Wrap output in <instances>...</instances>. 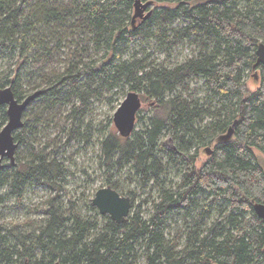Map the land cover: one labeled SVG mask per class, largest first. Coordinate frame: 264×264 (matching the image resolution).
<instances>
[{"label": "trees", "instance_id": "trees-1", "mask_svg": "<svg viewBox=\"0 0 264 264\" xmlns=\"http://www.w3.org/2000/svg\"><path fill=\"white\" fill-rule=\"evenodd\" d=\"M143 1L157 5L133 23L135 0H0V89L11 86L19 100L41 91L14 134L15 163L6 159L0 170V264H264V221L254 210L264 203L255 153L264 154V65L253 68L264 43V0ZM148 42L163 55L184 42L196 52L157 62L136 49ZM126 85L158 110L141 131L123 136L86 121L91 98ZM63 105L67 138L61 142V132L44 144ZM7 120L0 105V131ZM235 121L233 136L222 140ZM88 129L98 132L105 163L131 164L142 187L158 188L151 210H134L133 198L118 224L92 199L82 205L68 193L61 149L90 142ZM201 148L208 159L197 167ZM170 169L178 180L167 177ZM108 183L120 192L119 183ZM44 188L51 196L35 201ZM11 202L38 219L16 223ZM179 218L189 223L180 249L169 230Z\"/></svg>", "mask_w": 264, "mask_h": 264}, {"label": "rangeland", "instance_id": "rangeland-1", "mask_svg": "<svg viewBox=\"0 0 264 264\" xmlns=\"http://www.w3.org/2000/svg\"><path fill=\"white\" fill-rule=\"evenodd\" d=\"M156 5L157 4L155 3L150 7V9H154ZM174 47L175 49L172 56H168L167 54L163 55L160 50L156 48L154 42L145 43L136 49L139 51L141 50L144 55L152 53L151 59H155L157 62H163L165 58H168V62L171 63L183 60L185 57H188L196 52V49L192 48L187 42ZM201 82L202 81L200 79H194L191 84L192 88H199L202 84ZM248 86L250 90H254L258 86L255 82V78L252 76V73L248 79ZM130 90V86L126 85L124 90L120 89L115 95L107 93L105 95L106 99L102 98L101 100H98L91 98L89 104L90 110L85 118L86 121H92L94 124L101 123L102 126L105 127L106 132L119 133L113 120L114 112ZM140 95L142 105L137 114L134 130L136 132L141 131V129L144 128V125L148 122L149 118L158 112V110H155L154 108L155 105L153 104V99H147L144 93H140ZM67 108V105H63V107H61L62 110H57V114L53 118L52 126L44 131V135L47 134L50 137V139L44 138V144L49 142V140L53 139L56 135H59L61 132V137H64L61 142H65L67 135L63 133L62 126L66 127L71 123V119L66 117V114H69V112H67ZM69 108H71V105ZM82 129L84 130V128ZM85 131L88 132L87 134L92 132L90 142L87 139H84L81 142L78 141V139L77 141L71 140L70 143H67L61 149L60 156L64 159V162L68 165V168L71 171L68 176V193L75 197L74 200L77 201L79 199L80 204H82V202L86 199H92L99 188L109 185L108 182L111 180L120 184L119 190L123 193V195H128L132 199L134 198V210H151V202L158 195V188H151L152 183L147 187H142L140 183V175H137L136 172L131 169V164L120 167L117 165L113 166L112 163H105L101 155V149L99 148L97 142V139H99L98 132L95 129H92V131L89 129ZM170 138L171 136L169 134H165L163 137V141H167L168 147ZM255 153L264 167V154L257 149H255ZM207 159L208 155L206 151L203 148L199 149L196 166L201 167ZM167 177L170 180H178L179 173L176 169H170ZM51 193L52 192L50 190L44 188V190H38V195L32 196V198L35 201H39L40 196L44 195L45 202L51 196ZM53 194H55V192H53ZM62 194L63 193L61 192V198L64 196H62ZM28 195H31V193ZM83 197L84 200L82 199ZM67 198H69V196H67ZM10 207L11 208L8 209L9 214L16 223L23 222L28 218H31L32 220L38 219L37 214L26 216L25 209H22L21 207H13L12 202ZM81 208L85 207L82 206ZM88 213L91 215V212L88 211ZM145 214L147 215L148 212ZM212 220L213 219L210 221ZM188 226L189 223L186 220L179 218L176 223L173 221L171 227L169 228L170 237L171 235H174L175 242L181 241L182 235L185 233ZM180 245L181 242L178 244V249L181 248Z\"/></svg>", "mask_w": 264, "mask_h": 264}, {"label": "water", "instance_id": "water-1", "mask_svg": "<svg viewBox=\"0 0 264 264\" xmlns=\"http://www.w3.org/2000/svg\"><path fill=\"white\" fill-rule=\"evenodd\" d=\"M154 5L153 1L135 0V14L133 23L137 18L147 19L152 14L150 7ZM258 60L254 64V69L261 63L264 65V43L260 42L256 51ZM254 76L258 77V72H254ZM41 91L36 90L24 99L19 100L11 86L0 89V105L7 106L8 120L0 131V170L3 168L4 161L9 159L15 163L16 151L18 143L15 141L14 134L24 126V113L31 103L40 95ZM142 99L138 91L130 90L120 105L114 112V123L118 131L123 136L130 135L135 129L137 114L141 108ZM234 125L228 132L221 136L222 140L230 139L234 134ZM211 153V149H207ZM101 215H109L113 221L123 224L127 221L133 207L132 198L123 195L111 185L99 188L95 196L91 200ZM254 210L258 217L264 221V203L258 202L254 204ZM23 264H30L27 260ZM54 264H60L56 262Z\"/></svg>", "mask_w": 264, "mask_h": 264}, {"label": "flooded vegetation", "instance_id": "flooded-vegetation-1", "mask_svg": "<svg viewBox=\"0 0 264 264\" xmlns=\"http://www.w3.org/2000/svg\"><path fill=\"white\" fill-rule=\"evenodd\" d=\"M169 140H170L169 147L174 148L173 140H172L171 138H170ZM166 144H167V142H166ZM167 145H168V144H167Z\"/></svg>", "mask_w": 264, "mask_h": 264}]
</instances>
